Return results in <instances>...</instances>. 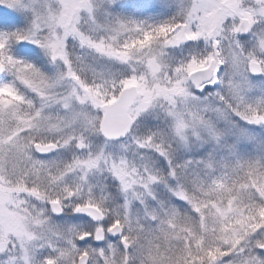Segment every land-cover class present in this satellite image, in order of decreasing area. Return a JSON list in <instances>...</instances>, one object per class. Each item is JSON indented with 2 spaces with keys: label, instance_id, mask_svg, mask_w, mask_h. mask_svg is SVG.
<instances>
[{
  "label": "snow or ice",
  "instance_id": "1",
  "mask_svg": "<svg viewBox=\"0 0 264 264\" xmlns=\"http://www.w3.org/2000/svg\"><path fill=\"white\" fill-rule=\"evenodd\" d=\"M0 264H264V0H0Z\"/></svg>",
  "mask_w": 264,
  "mask_h": 264
}]
</instances>
